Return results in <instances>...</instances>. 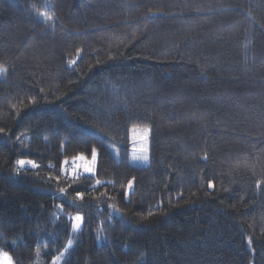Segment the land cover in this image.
<instances>
[{"label":"trees","instance_id":"16d2710c","mask_svg":"<svg viewBox=\"0 0 264 264\" xmlns=\"http://www.w3.org/2000/svg\"><path fill=\"white\" fill-rule=\"evenodd\" d=\"M0 70L14 264H264V0H0Z\"/></svg>","mask_w":264,"mask_h":264},{"label":"rangeland","instance_id":"374dc122","mask_svg":"<svg viewBox=\"0 0 264 264\" xmlns=\"http://www.w3.org/2000/svg\"><path fill=\"white\" fill-rule=\"evenodd\" d=\"M1 71L2 70H0V73H1ZM138 132H141L140 128L134 129L133 135L135 133H138ZM132 151H133L134 160L136 162L144 163L147 160V158L146 159L144 158V157H147V142H146L145 136H143L141 134H138L135 136V138L133 140ZM18 160L32 161L28 158H19ZM96 161H97V156L95 159H93L92 154L90 156L78 155V156H75L73 158H68V159L63 160V162L61 164V170H62V173L67 174L69 176H77L80 174L91 175V174L95 173ZM16 164H17V162H16ZM30 166L31 165L26 164L23 167H30ZM88 167H91L93 169L92 173H87L85 171V169ZM73 223H77V224L81 225V221L73 220ZM74 230H77V229H74ZM0 252H4V251L0 250ZM57 258L59 259V257H57ZM57 258H56V260H57ZM56 260H55V262H56ZM0 264H2V261H0Z\"/></svg>","mask_w":264,"mask_h":264},{"label":"snow or ice","instance_id":"6c2138e0","mask_svg":"<svg viewBox=\"0 0 264 264\" xmlns=\"http://www.w3.org/2000/svg\"><path fill=\"white\" fill-rule=\"evenodd\" d=\"M79 52H80V50L77 49V53H79ZM92 156H93V159H95L96 156H97V151H96L95 148H93V150H92ZM144 158L146 159L147 157H144ZM26 164L27 165H31L32 167H36L37 166V165H35V163L33 161H25V160H18L17 161L18 167H23ZM85 171L87 173H92L93 169L91 167H88V168L85 169ZM131 183L132 182L129 181V185L130 186H131ZM209 187H212V183L211 182H209ZM63 191L64 190L61 189V192H63ZM77 196L80 197V196H82V194L81 193H77ZM73 219L76 220V221H82L83 218L80 215H77ZM72 227L74 229H78V228L81 227V225L77 224V223H73ZM0 261H2V264H14V262L12 260V257L9 255L8 252H0Z\"/></svg>","mask_w":264,"mask_h":264},{"label":"bare ground","instance_id":"6f19581e","mask_svg":"<svg viewBox=\"0 0 264 264\" xmlns=\"http://www.w3.org/2000/svg\"><path fill=\"white\" fill-rule=\"evenodd\" d=\"M70 233H71V230H70ZM71 238V237H70Z\"/></svg>","mask_w":264,"mask_h":264}]
</instances>
